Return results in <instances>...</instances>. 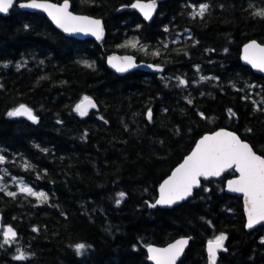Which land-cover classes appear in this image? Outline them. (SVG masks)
Here are the masks:
<instances>
[{"label": "trees", "instance_id": "obj_1", "mask_svg": "<svg viewBox=\"0 0 264 264\" xmlns=\"http://www.w3.org/2000/svg\"><path fill=\"white\" fill-rule=\"evenodd\" d=\"M68 1L103 20L101 43L66 37L16 4L0 15V185L17 193L0 191V244L8 227L16 232L0 264H151L145 247L178 237L190 238L180 264H208L206 243L221 234L216 264H264V226L246 231L242 197L225 192L234 171L171 209L149 206L206 133L232 130L264 156V77L239 58L249 40L264 44V0H166L150 23L118 12L134 0ZM200 4L208 9L193 18ZM114 52L164 71L117 75L106 65ZM85 96L96 107L80 116ZM20 105L38 122L8 115ZM17 249L29 259L15 260Z\"/></svg>", "mask_w": 264, "mask_h": 264}, {"label": "snow or ice", "instance_id": "obj_2", "mask_svg": "<svg viewBox=\"0 0 264 264\" xmlns=\"http://www.w3.org/2000/svg\"><path fill=\"white\" fill-rule=\"evenodd\" d=\"M14 5V0H0V13H8ZM20 7L42 9L48 13L56 25L68 33L92 34L97 39L103 36V28L99 20L91 19L86 16L73 15L68 9V0L60 6L51 3H42L38 0H30L28 3L20 4ZM133 7L139 8L146 18H150L155 9V0L148 4H134ZM208 9L207 4H200L198 10L193 6V18L204 16ZM257 15L264 17V11L257 12ZM131 43V42H129ZM135 46V45H133ZM244 60L252 67L264 72V46L255 41L249 43L244 48ZM112 63V61H110ZM7 65H5L6 67ZM91 67V65H86ZM117 71H126L128 67L134 66L128 61L125 66L112 63ZM160 70V69H158ZM202 79H204L202 77ZM209 79H211L209 77ZM181 85H186V81L180 80ZM252 87H255L252 85ZM191 103V101H189ZM96 104L87 96L77 104L74 111L80 116H85L89 108H95ZM230 115L234 113L229 110ZM10 117L26 116L33 123L38 122V118L32 111L20 105L8 113ZM204 117L203 113H200ZM152 113L149 110L148 118L151 120ZM5 157L0 155V164H4ZM25 168L29 167L26 163ZM233 169L239 173L238 178L228 181L227 187L231 192L242 193L245 199V211L247 214V227L253 228L255 225L264 222V156L258 155L252 147L243 142L236 134L229 131H217L210 135L203 136L196 144L195 149L188 155L171 175L163 181L159 187V198L150 207L157 205L171 206L178 201L184 200L192 195L195 187H199L201 178L219 177L222 173ZM0 191H6L3 185H0ZM20 192L29 196H35L38 200L46 201L47 195L43 192H34L32 188L21 184ZM6 194L15 197L17 193L6 191ZM120 199L124 198V193L118 194ZM37 229H33L36 231ZM16 232L12 227H8L3 232V245H11L15 242ZM227 237L221 234L214 240L208 242L209 264H216L218 250L224 249V241ZM264 243V240L261 241ZM188 244V239H180L169 245L167 248H155L149 246L147 251L150 254L149 259L155 264H176L177 258L181 255L184 247ZM86 245L81 243L75 246L77 254H82L86 250ZM18 254L14 256L17 261H24L29 257L19 249Z\"/></svg>", "mask_w": 264, "mask_h": 264}, {"label": "water", "instance_id": "obj_3", "mask_svg": "<svg viewBox=\"0 0 264 264\" xmlns=\"http://www.w3.org/2000/svg\"><path fill=\"white\" fill-rule=\"evenodd\" d=\"M164 1H166V0H155V9L152 11V14H151V17H150V18H146L145 15H144V13H143L139 8H137V7H133V5H134V4H137V3H140V4H148V3H151L152 0H134V1H133L130 5H128V6L120 7V9L118 10V12H121V11H124V10H128V11H130V12H135V13H137V14H138V15H139V16H140L145 22L150 23V22L152 21V19L154 18L155 14L157 13V10H158L160 4H161L162 2H164ZM28 2H30V0L20 1V2H18V3H16V0H14V5L17 4L18 8H19L21 11H24V12H29V13L40 12V13L44 14V15L46 16V18L48 19V21L53 25V27H54L55 29H57L59 32H61L63 35H65L66 37L74 38V39H76V40H80V41H84V40H86V39H92V40H95L96 42H100V43H101V42L104 40L105 36H106V30H105V26H104V23H103V20H102V19L97 18V17H93V16H89V15H85V14H77V13L73 12V11L71 10V4H70L69 1H68V4H69V9H68V10H69L73 15H77V16H86V17H89V18H91V19L99 20V21L101 22V25H102V28H103V36H102L101 39H97L96 36H94V35H92V34H90V33H89V34H84V33H68V32L63 31L61 28H59V27L56 25V23L51 19V17L48 15V13H47L46 11H44V10H42V9L20 7V4H24V3H28ZM38 2H42V3H51V4H54V5H57V6H60V5H62V4L64 3V1L61 2V3H57V2H55V1H51V0H38ZM14 5H13V6H14ZM11 9H12V8H10L9 11H10ZM9 11H8V13H0V15L6 17V16L9 14ZM253 41H255L257 44H259V45H261V46H264V44H261V43H259V42L256 41V40H249L248 42H246L245 44L242 45V47H241V49H240V55H239V58H240V61H241V63H242L243 65L249 67V68H250L255 74H258V75H261V76L264 77V72H261V71H259L258 69L252 67L251 64L247 63V62L244 60V48H245L246 45H248L249 43H251V42H253ZM110 61H112V63H115V64L120 65V66H125V65L127 64L128 61H131L132 65H134V66L128 67L126 71L121 72V71H117V69H116L115 67L112 66V63H110ZM106 65H107L108 69H110L111 71H113V72L116 73L117 75H124V74H126V73H128V72H130V71H135V70H140V71H143V72H146V73H162V72L164 71V67H163V66L158 65V64H155V63H152V62L139 61L135 55H133V54H128V53H126V54H120V53H116V52H114V53L109 54V55L107 56V58H106ZM158 69H160V70H158ZM89 98H90V97H89ZM90 99L96 104V102H95L94 99H92V98H90ZM24 106H25V105H24ZM17 108H18V107H17ZM89 109H91V108H89ZM89 109H88V110H89ZM25 117H26V116H25ZM147 117H148V114H147ZM221 130L229 131V132H232V133L236 134V133H235L234 131H232V130H229V129H226V128H219V129H217V130H215V131H213V132L206 133V134H204L203 136H205V135H210V134H213V133H215V132H217V131H221ZM236 135H237V134H236ZM203 136H202V137H203ZM237 136H238V135H237ZM202 137H200V138L196 141L195 145L193 146L192 150L189 152L188 155H190L191 152L195 149L196 144L199 142V140H200ZM238 137H239V136H238ZM239 138H240V137H239ZM240 139H241V138H240ZM241 140H242L243 142L248 143V144L250 145V147H252L251 144H250L249 142H247V141H245V140H243V139H241ZM252 148H253V147H252ZM253 150H254V149H253ZM254 151H255V150H254ZM257 154H258V153H257ZM188 155H186V156L183 158V160H182V161H181V162H180V163H179V164H178V165H177V166H176V167L170 172V174H169L165 179H167V178L171 175V173H172V172H173V171H174V170H175V169H176L181 163H183L184 159H185ZM258 155H259V154H258ZM230 170H233V169H230ZM230 170H228V171L222 173V175L219 176V177H210V178H208V179L201 178V181H209V180H211V179H219L220 177H222L223 175H225L226 173H228ZM233 171H234V170H233ZM234 172H235V171H234ZM235 174H236V176L231 177V178H229V179H227V180L225 181V192H226L227 194H229V195H232V196H241V197H242V202H243V212H244V216H245V229H246V231L250 232V231L256 230L257 228H259V227H261V226H264V222H261L260 224L255 225V226H254L253 228H251V229L247 227V214H246V211H245V199H244V196H243L242 193H236V192H231V191H229V190H228V187H227V184H228V181H229V180H232V179L238 178L239 173L235 172ZM165 179H164V180H165ZM164 180H163V181H164ZM163 181L161 182V184L163 183ZM161 184H160V185H161ZM200 186H201V183H200ZM200 186H199V187H195V188L193 189V191H192V195L189 196V197H187V198L184 199V200L178 201L177 203H175V204H173V205H171V206H167V205H163V206H162V205H157L156 207H159V208H162V209H171V208H173V207H175V206H177V205H179V204H181V203L187 201L188 199H190V198L193 196L194 191H196L197 189H199ZM159 187H160V186H159ZM158 198H159V188H158V197H157V199H158ZM157 199H156V200H157ZM153 208H155V207H153ZM2 227H3V215L0 213V231H1ZM180 239H188V244L184 247L183 252L181 253V255H180V256L177 258V260H176V264H180V262H181L182 259H183L184 253H185L186 249H187L188 246H189L190 238H188V237H178V238L174 239L173 241H171L170 243H168V244H166V245H164V246H158V245H154V244H148V245L145 247L148 262H150L151 264H155L154 261H152V260L149 259V255H150V254H149L148 251H147V249H148L149 246H151V247H155V248L163 249V248H167L169 245L175 243L177 240H180ZM207 249H208V243L206 244V257H207V261H208V264H209V257H208V250H207ZM219 251H220V250H218V252H219ZM218 252H217V259H218ZM217 259H216V262H217Z\"/></svg>", "mask_w": 264, "mask_h": 264}]
</instances>
